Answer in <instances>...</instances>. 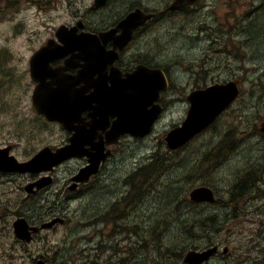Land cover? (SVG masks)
<instances>
[{
	"label": "rangeland",
	"instance_id": "1",
	"mask_svg": "<svg viewBox=\"0 0 264 264\" xmlns=\"http://www.w3.org/2000/svg\"><path fill=\"white\" fill-rule=\"evenodd\" d=\"M163 1L109 0L105 8L90 15L99 21H110L136 2L155 8L161 7ZM249 2L259 4L262 0H200L190 11L161 18L139 35L133 48L167 69L173 87L165 98L167 109L145 139L131 136L122 139L106 167L105 180L101 184L92 182L80 197L77 190L75 193L69 188L75 172L69 164L58 175L54 173L55 182L46 192L31 198L28 206L24 207L21 200L34 196V192L24 190L26 180L17 182L10 200L1 201L13 213L19 210L29 213L32 224L38 219L53 220L58 215L52 217V212H60L59 216H66L68 221L53 229L42 228L23 247L12 230L17 216L0 218V264H37L39 259L46 264H125L122 261L125 258H131L127 264L142 259V264H185L181 254L213 243L220 245V255H212L205 264L250 263L247 260L253 246L264 248V217L221 215L218 229L204 230L196 220L213 215L221 204L203 206L190 197L193 188L211 185L216 189V197L227 202L240 168L251 160L264 161V141L251 135L253 128L260 127L264 120V9L246 5ZM75 9L68 1L60 6L56 4L53 10L37 12L33 19L36 22L47 19L50 27L39 31L52 34L59 25L76 20ZM3 19L4 16L0 18ZM6 24L0 22L1 84L6 85L11 77L23 83L8 93V113L0 106V146L14 142L15 155L27 160L44 146L61 141L65 130L35 113L31 100L34 91L29 88L30 72L19 70L26 55H32L41 42H28V35H21L19 45L8 41L2 36V31H7ZM15 46L16 54L9 51ZM234 78L241 80V95L236 103L212 127L184 148L171 152L165 136L187 116L189 92ZM222 142L224 148L218 149ZM156 158L167 161L159 170L151 167L149 177L142 172L131 173L138 166L151 165ZM77 175L75 181H79ZM54 195L61 199L73 197L64 202ZM114 200L116 203L112 205ZM107 201L113 209L110 214L104 206ZM94 215L99 220L105 219L114 228L113 232L126 231L124 236L113 239L119 249L92 236ZM222 219H226L224 224ZM176 246L178 251L172 250L169 260L159 254V250Z\"/></svg>",
	"mask_w": 264,
	"mask_h": 264
},
{
	"label": "flooded vegetation",
	"instance_id": "2",
	"mask_svg": "<svg viewBox=\"0 0 264 264\" xmlns=\"http://www.w3.org/2000/svg\"><path fill=\"white\" fill-rule=\"evenodd\" d=\"M68 1L71 5L73 4L76 7V20L69 24L59 25L52 34H41L39 30L45 31L48 27H50V24L47 23V19L36 22L33 19V15H35L37 12H45L46 9L53 10V6H55L56 4L60 6L62 4H67ZM180 1L182 2H178V0H164L160 4L161 7L155 8L144 6L142 2H136L135 4L128 6L114 20L99 21L92 18L90 13L100 11L105 8L109 3V0H0V18L4 16V19L0 20V22H7L6 27L4 28L7 31H2V36H6L8 41L16 42L18 45L20 44L19 41L23 38L21 35H28V42L33 41L36 44L38 42H41L39 47L33 52L32 55H26L27 58L25 64L22 66V68L19 69L29 70L31 76L30 60L32 56L49 41H54L55 45L62 46L63 43L57 36V30L60 26L65 25V27L73 32L75 37L88 40L92 59L90 61V57L79 56L69 61L70 57L73 54L72 52H70L68 54L60 56L58 59L50 58L48 68L50 70L58 69L61 73V76L64 72L68 76H77L81 70H84L85 65L88 63V70H103V81L106 80V84L104 86L109 87L111 86L109 76L112 70H116L117 72L120 71L123 76L127 72L138 70L139 67L143 70H167L164 66L156 65L155 62L149 60L142 52L136 51L133 46L139 35L144 32L153 22L161 18H166L174 13L190 11L194 8L195 5H197L198 1L200 0ZM248 4H251L257 10L264 9V0H262V2L259 4L252 2L246 3V5ZM133 13H137L139 17L129 23H125V20ZM15 16L17 19H15ZM142 16H144L145 18L143 19ZM13 48L15 50L11 49L9 51H12L16 54L17 46ZM74 53H79V50H75ZM27 62L28 67L25 68ZM65 66H68V69L63 68ZM2 76L3 75L0 71V106L3 108L4 113H8V93L12 91L15 85L22 84L23 82L19 78L11 77L6 85H2ZM98 78L99 74H96L95 71H93L92 76H86L83 81L74 86V89L76 91H82L84 94V100H86L88 99L87 97L94 91V86L92 83L93 80ZM46 80L50 81L51 77H48ZM29 82V88L33 89L34 91L36 82L32 79V77L30 78ZM172 89V84H170L168 91L165 92L162 96L161 104L163 109H167L168 107L165 102V98L167 99V94H170V91H172ZM31 100L33 101V93ZM94 104L95 103L91 104L90 102H88L83 105V108L85 109L82 108L83 110L81 109L82 111L80 112L78 119L72 121L70 125L71 129H66L59 122H52V124L61 126L63 130H65V136L61 139V141L51 146L54 150L65 147L66 145L72 143V137L75 133H77L75 128H79L86 133V136L84 138L78 139L79 143L82 146V153L87 152L94 155L97 145L99 143L103 145L107 141L108 132L111 130L115 118L112 116H108L107 118H105L104 116H95ZM256 109H258V107H256ZM38 115L48 122L44 115ZM19 131L23 132L24 130ZM251 135L259 136L264 141V120L260 127L256 125L253 128ZM135 138L141 139L142 137L137 136ZM120 142L108 146V148L112 150V155L105 162L101 163L99 171L91 175V177L86 181H75L74 177L80 172L82 168L86 167L89 164V157L87 155L70 158L49 171L41 170L35 173L13 172L0 168V218H15V215L17 217L24 216L32 224V221L28 218L30 217L31 219L29 213H25L22 210L13 213V209L9 206H5V204L1 201L8 202V200H10V198L12 197L14 191L17 190V182H19L20 180H26V184L23 188L27 193V187L30 184L33 183L35 187L33 188L34 196H28L25 199L21 200L24 207L28 206V201L31 198L40 196L47 191L48 187L51 184L55 182L54 173H57L58 175V172L63 169L62 167L64 165L69 164L73 166L75 172L71 176L72 183L70 184L69 188L73 189L74 192L75 190H77L79 197L81 196L85 188L92 182L101 184V182H103L106 178V167L109 165L110 160L115 156L117 147L120 145ZM7 147H10L11 149L10 155H15V143H6L0 146V149H4ZM74 161L75 163H72ZM146 168L147 167L143 168L142 166H138L137 168H134L131 173L137 175V173L142 172L146 176H148V170ZM48 175L51 176L52 183L44 188H38V186L36 185L37 181H40L42 178L47 177ZM230 190L231 196L229 197L227 202H222L217 198V201L215 203L200 204L203 206H206L208 204H221L219 207L220 210L214 211V215L216 217H222L221 215H225L226 217H264V161L260 159H256V161L251 160L247 165L240 168L239 174L232 184ZM72 197L73 196L70 195L67 198L61 199L57 195H54V198H58L59 200L61 199L64 202L72 199ZM79 197H76L75 199ZM81 199L82 198H80V200ZM115 203L116 200L112 202V205ZM104 206L106 207V212L110 214L113 210L112 208H110V202H105ZM59 214L60 212H52L51 216L53 217V215ZM39 220L40 219L34 221V225H40L38 223L43 224L46 221H50L43 220L40 222ZM91 223L93 227L92 236H95L98 241L109 247L116 246L117 249H119V245L114 243L113 239L124 236L126 231L118 230V232H113L114 228L111 225H108L105 219L99 220L98 215H94L93 217H91ZM101 224L103 225L100 226ZM108 226H111V228H108ZM220 248L214 254L215 256L220 255ZM226 251H228V247L224 249V252ZM250 256L251 257L247 260V262L250 260L249 264H264L263 247L257 248L255 244ZM109 257H112V254H109ZM130 259L131 258H125L122 261H125V264H127L128 260ZM119 260H121V256H119ZM142 260L141 262H135V264H142Z\"/></svg>",
	"mask_w": 264,
	"mask_h": 264
},
{
	"label": "water",
	"instance_id": "3",
	"mask_svg": "<svg viewBox=\"0 0 264 264\" xmlns=\"http://www.w3.org/2000/svg\"><path fill=\"white\" fill-rule=\"evenodd\" d=\"M178 2L182 1L178 0ZM138 17L137 13H133L125 20V23ZM142 18L145 17L142 16ZM57 35L64 45L58 46L54 41H49L32 59V77L39 82L33 95L36 112L44 114L50 121H59L69 128L72 121L77 120L80 112L85 109L83 105L90 102L91 104L95 103V116L115 118L111 130L108 132V143L117 142L123 134L138 137L149 134L162 113L163 108L160 103L162 93L169 88L165 72L163 70H143L139 67L138 70L126 73L122 78L120 71L118 73L112 70L109 76L111 86H104L106 82L99 76L92 82L94 91L87 97L88 99L84 100L83 92L76 91L74 86L83 81L86 76H92L93 71L99 74L101 70H88L87 63L84 70H81L77 76H68L65 72L61 76L58 69L44 74V69L48 67L44 66L38 69L34 66L36 60L40 59L48 63L49 59L56 57L58 53L65 55L72 52L69 61L79 56L90 57L91 61L92 54L88 40L75 37L73 32L65 26H61L57 30ZM75 50H79V53H74ZM63 68L68 69V66ZM43 75L51 77V80L48 82L39 81ZM239 83L240 79L235 78L225 83L217 82L205 88L193 90L188 95L190 108L186 118L180 125L168 131L165 137L167 147L171 150L182 147L213 123L240 94ZM85 136L86 133L83 130L77 129L71 144L58 148L56 151L50 146H46L27 161H19L15 156L9 155V148L0 149V168L20 172L50 170L70 157L84 155L85 152H81L82 146L78 139ZM96 149L94 162L90 161V165L81 169L76 179H87L97 171L100 162L109 155V151L103 154L99 148L96 147ZM50 183L51 177H46L38 181L36 185L41 188ZM33 186L34 184H31L27 189L32 192ZM190 197L195 201L214 202L216 200L213 189L205 186L194 188ZM63 221L62 218L56 217L42 224L41 228H51L57 222L62 223ZM39 229L40 227L37 225H29L28 220L24 217H20L14 222L15 234L22 240L31 241L32 234ZM217 250V246L207 250H191L185 255L184 261L188 264H203ZM39 264H43V261L40 260Z\"/></svg>",
	"mask_w": 264,
	"mask_h": 264
},
{
	"label": "trees",
	"instance_id": "4",
	"mask_svg": "<svg viewBox=\"0 0 264 264\" xmlns=\"http://www.w3.org/2000/svg\"><path fill=\"white\" fill-rule=\"evenodd\" d=\"M223 144H224V142L220 143L218 149L223 148ZM166 161H167V158H166L164 161H162V160H158V158H156L155 160H153V162H152V166H149L148 168H146V169L148 170V176H147V177H149V176L152 174V171H150V168H151V167L158 168V170H159L161 167H164V164H165ZM144 177H146V176L144 175ZM147 177H146V178H147ZM133 186H134V185H133ZM215 218L218 219V217H216V216L213 214V215H209L208 217H204V216H203V218H201V219H199V220H196V221H199L200 225H203V226H204V230H205V228H206V230H210V231H211L212 228L218 229V228H216V227H218V226H217V223H218L219 219L217 220V219H215ZM207 220H209V221H207ZM216 220H217V221H216ZM191 221H193V220H191ZM210 221H212V222H213V221H216V222H215V223H211ZM221 221H222V223L224 224V223L226 222V219H222ZM186 222H187V220H186ZM190 223H193V224H194V222H190ZM200 225H199V226H200ZM186 231L188 232V231H189V228H188ZM193 235H194V234H193ZM176 248H177V246L175 247V249H173L172 247H169V248H167V249H165V250H159V254H161V257H163L164 260H169L171 251H172V250H176V251H178ZM181 251H182V250H181ZM181 253H182V252H181ZM181 256H182V254H181ZM160 264H161V263H160Z\"/></svg>",
	"mask_w": 264,
	"mask_h": 264
},
{
	"label": "bare ground",
	"instance_id": "5",
	"mask_svg": "<svg viewBox=\"0 0 264 264\" xmlns=\"http://www.w3.org/2000/svg\"><path fill=\"white\" fill-rule=\"evenodd\" d=\"M138 14H139V13H138ZM217 39H218V38H217ZM214 40H215V39H213V42H214ZM210 41H211V40H210ZM208 43H209V42H208ZM230 80H231V79H230ZM62 163H63V162H62ZM37 182H38V181H37ZM219 185H220V184H219ZM34 188H35V187H34ZM43 188H44V187H43ZM31 193H32V192H31ZM202 207H203V206H202ZM202 209H203V208H202ZM188 210H190V209H188ZM194 212H195V211H194ZM206 212H207V211H206ZM209 212H210V211H209ZM189 213H190V212H189ZM198 213H199V212H198ZM204 213H205V212H204ZM199 214H200V213H199ZM207 214H208V213H207ZM198 216H199V215H198ZM203 216H204V215H203ZM202 218H203V217H202ZM46 222H48V221H46ZM46 222H44V223H46ZM44 223H43V224H44ZM227 247H228V246H227ZM201 249H202V248H201ZM224 253H225V252H224ZM218 254H219V253H218ZM218 254H217V255H218ZM39 260H40V259H39ZM206 263H207V262H206ZM45 264H46V263H45Z\"/></svg>",
	"mask_w": 264,
	"mask_h": 264
}]
</instances>
